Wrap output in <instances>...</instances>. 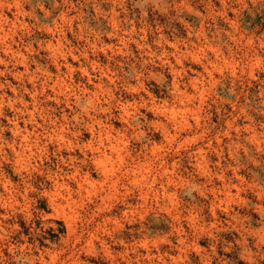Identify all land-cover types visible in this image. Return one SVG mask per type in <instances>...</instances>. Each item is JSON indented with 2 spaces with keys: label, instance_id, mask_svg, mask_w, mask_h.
I'll use <instances>...</instances> for the list:
<instances>
[{
  "label": "rangeland",
  "instance_id": "374dc122",
  "mask_svg": "<svg viewBox=\"0 0 264 264\" xmlns=\"http://www.w3.org/2000/svg\"><path fill=\"white\" fill-rule=\"evenodd\" d=\"M0 264H264V0H0Z\"/></svg>",
  "mask_w": 264,
  "mask_h": 264
}]
</instances>
